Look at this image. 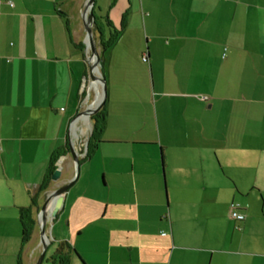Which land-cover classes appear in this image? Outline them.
<instances>
[{
  "label": "crops",
  "instance_id": "obj_1",
  "mask_svg": "<svg viewBox=\"0 0 264 264\" xmlns=\"http://www.w3.org/2000/svg\"><path fill=\"white\" fill-rule=\"evenodd\" d=\"M86 1L0 0V264L36 262L35 226L23 243L20 220L73 177L68 138L79 166L117 145L102 189L114 174L130 190L109 188L98 213L74 214L69 188L45 264L61 244L68 264H264V0H95L106 96L88 157L92 124L80 144L85 117L73 122L86 87ZM103 7L112 18L96 14ZM148 114L161 120L165 195L157 156L136 153L157 143L134 138Z\"/></svg>",
  "mask_w": 264,
  "mask_h": 264
},
{
  "label": "rangeland",
  "instance_id": "obj_2",
  "mask_svg": "<svg viewBox=\"0 0 264 264\" xmlns=\"http://www.w3.org/2000/svg\"><path fill=\"white\" fill-rule=\"evenodd\" d=\"M98 9L94 10L96 11V14L98 16H108V12L110 13V18H112L111 14H112V9L108 11V9L106 7H103L100 11H97ZM108 11V12H107ZM132 26V25H131ZM103 28H105L104 26H102ZM130 28H133L130 27ZM96 32L95 30L93 29V39L96 43ZM82 43L84 44V41H82ZM98 50V48H97ZM96 50V51H97ZM99 54V53H98ZM89 56L90 55V52L87 50V54L86 56ZM87 63V62H86ZM88 66V65H87ZM98 70H99V77H103L101 71H100V65L98 66ZM85 76H88V67L86 68V65H85ZM90 84V81H88V78L86 80V87L84 86V89L83 90V95H82V98H81V107H80V112L84 111L87 107L86 103H91L92 100H94L95 96L97 97L98 95V92H96L95 94L93 92L90 91V99L87 100V102L85 103V100H86V96H87V90H88V86ZM90 87V86H89ZM99 88V92L102 93V89H101V85L98 86ZM90 90V89H89ZM95 95V96H94ZM149 102V100H148ZM87 103V104H88ZM147 104H150V106L154 105V98L153 100H151L149 103H147V100H146V105ZM155 117H151L148 115L144 116V120L148 125L147 127L144 129V132L140 135L137 134V136H135V140H144V141H148V142H157L156 145H151V146H136L137 147V151L136 153L143 158L144 155L146 154H149L151 151L154 152L155 156H157V165L159 166L160 168V178H161V183H162V187H163V172H162V168H161V162H160V152H159V146H158V140H159V131H161V120L158 121V124H157V120L156 118L154 119ZM85 120V119H84ZM82 120L80 121L78 124H77V128H79V132H78V140H80V144H82L83 142H85L90 134V129H91V120H90V117L89 119H86L85 121ZM152 122V124H151ZM72 134V132H71ZM137 143V142H136ZM118 152H121V149L118 148L117 145L115 144H105L102 148V150H100L95 156H93L94 158L92 159L91 163L89 164V162H87L85 165H80L79 166V173H78V177H77V180L75 182V184H73L71 187H70V191H71V195L70 196H75V202L76 204L74 205V214L76 213H79V211H85L87 208H92V206H94L95 208V211L98 213L97 209H99V207L103 208V205L101 204L102 202H107V200L109 199V197H111L112 195H108V191H109V188L111 190V192L115 191L116 188L114 187H117L119 185L121 186H126L128 188V190H130V181L129 180H126L125 183L124 181L122 182L119 177L116 179V176H114V174L112 175H109L107 174L106 175V182L107 183H104L106 185V188L105 189H102V181H104L103 179V176H102V170L103 168H108L109 166L110 167H113V165L115 164V160L114 158L117 157V154H119ZM139 158V157H138ZM128 159V158H127ZM142 161H145V160H139V162H142ZM130 162V160H126V164H128ZM106 166V167H105ZM138 180V179H137ZM60 181V179L58 180ZM145 181V182H144ZM92 182V185L93 187L95 188H91L90 189V185L89 183ZM142 182L144 185H146L148 183V180L147 179H142ZM141 182V183H142ZM140 183V182H139ZM62 185L61 183H58L55 188H57V186H60ZM136 186H138V183L136 184ZM85 190V191H83ZM94 191V195H92V192ZM79 194V193H86V194H89V195H76V194ZM75 194V195H74ZM129 194V193H127ZM162 195H165V190H164V187L162 188ZM250 195H259V194H255L252 193ZM42 201H40V205L42 204L41 203ZM39 205V206H40ZM91 211V210H90ZM261 213L262 211L260 210V207L257 206L255 208V214L257 218H260L261 216ZM83 216H84V213H83ZM37 220V214L35 215V218L33 221H35V229L32 233L33 235V238H32V241L30 243V245L28 246L29 248L34 246L35 244H38V239H39V230H38V222L36 221ZM47 224H46V235L49 239V231H50V238L53 239L54 235L53 234H56V231H57V227L53 230L54 226L56 224H53L52 222H49V221H46ZM72 222H73V217H72ZM71 222V223H72ZM52 241V240H51ZM64 244H61V247H62V250L64 251V253L66 252V246H62ZM40 246H37L35 247V252H34V260H32L33 262H35V260L38 258V255L40 253ZM47 248V251L45 253V260H43V263L42 264H45V261L49 259V257L52 255V252H53V247H46ZM68 256V255H67ZM27 264V263H25Z\"/></svg>",
  "mask_w": 264,
  "mask_h": 264
},
{
  "label": "water",
  "instance_id": "obj_3",
  "mask_svg": "<svg viewBox=\"0 0 264 264\" xmlns=\"http://www.w3.org/2000/svg\"><path fill=\"white\" fill-rule=\"evenodd\" d=\"M94 3L95 0H87L85 2L84 8L82 10V25H83V29H84V33H85V50L87 52V50L90 52V55L86 57L87 60V67H88V76L84 77V81L86 83V80L88 78L89 81V76H90V69H91V65L89 64V60H92V64L95 68H98V66L100 65L99 63H101V57L98 54L97 50V45L94 41L93 37V29L96 31L97 29V25L95 24V19H94V15H93V8H94ZM98 82L101 85V91L102 94L100 96V99L98 101V103H96V106L93 109L90 108H86L84 111L79 112L76 116H74L75 118L73 119V122L86 117L87 119H89L90 116L98 113L102 108H103V103L105 102V96H106V85H105V79L102 77H98ZM87 97V96H86ZM69 134V132H68ZM70 138H68V148H69V153H70V157H72L73 160V165H74V175L73 177L68 180L66 183L60 185L59 187H57L56 189H54L53 191H50L49 193L45 194V197L42 201V204L36 208L37 211V222H38V230H39V248H40V254L37 258V260H35L36 262L34 264H41L46 250L48 247V237L46 235V221H53V219L56 217V214L58 213V211L60 210V208H62L63 206V200H64V195L67 192V190L73 185V182L76 181L77 177H78V173H79V159H78V155L75 154L72 145L70 143ZM62 166H61V162L59 161L56 164V168L53 171V173L51 174V181L55 182L58 181L59 179H61L62 177ZM50 209V216L47 219V214L48 211Z\"/></svg>",
  "mask_w": 264,
  "mask_h": 264
},
{
  "label": "trees",
  "instance_id": "obj_4",
  "mask_svg": "<svg viewBox=\"0 0 264 264\" xmlns=\"http://www.w3.org/2000/svg\"><path fill=\"white\" fill-rule=\"evenodd\" d=\"M96 30H98V29H96ZM101 61H102V59H101ZM103 117H104V114H103L102 110H100L98 113L90 116V120L92 122V131H91V135L89 138V142L87 143L88 146H87V152L85 153V157L90 156V153L96 148L94 143L100 142L98 140V134H99V130L102 128L103 123H104ZM91 142L93 144H90ZM54 170L55 169L52 168V171H54ZM52 173L53 172H49L48 176H50ZM33 220L34 219L31 217V214L27 213V211L21 217L20 221H21V225H22V233L21 234H22L23 243H27L31 237L30 234L32 233V230L35 226V221H33ZM43 260H45V256H44ZM43 260L41 261L42 263H43ZM46 261H49V260H46ZM46 261H45V263H47ZM67 261H68L67 254L60 252L56 255L55 258H51V261L48 264H68Z\"/></svg>",
  "mask_w": 264,
  "mask_h": 264
},
{
  "label": "bare ground",
  "instance_id": "obj_5",
  "mask_svg": "<svg viewBox=\"0 0 264 264\" xmlns=\"http://www.w3.org/2000/svg\"><path fill=\"white\" fill-rule=\"evenodd\" d=\"M89 64L91 65V69H90V76H89V81H90V84H89V86L90 85H92V87H91V92H93L94 94L96 93V92H98V95H97V97L95 96V98H94V100H92L91 101V103H88L87 102V100H89V95H90V91H88L89 90V86H88V93H87V97H86V102L88 103H86V105H87V107L86 108H90V109H93L95 106H96V103H98V101H99V99H100V96H101V92H99V88H98V86L100 85L99 84V82H98V77H99V70H98V68H95L94 66H93V64H92V60H89ZM85 120H86V117L84 118ZM84 120V121H85ZM74 128V127H73ZM73 135V134H72ZM76 138H78V137H76ZM50 209L51 208H49V211H48V214H47V216L49 215L50 216Z\"/></svg>",
  "mask_w": 264,
  "mask_h": 264
},
{
  "label": "built area",
  "instance_id": "obj_6",
  "mask_svg": "<svg viewBox=\"0 0 264 264\" xmlns=\"http://www.w3.org/2000/svg\"><path fill=\"white\" fill-rule=\"evenodd\" d=\"M146 58L143 57V61H145ZM231 219L235 220V221H243L244 220V217L242 213H240L238 210H237V207L235 205H231L230 207V212H229V215Z\"/></svg>",
  "mask_w": 264,
  "mask_h": 264
}]
</instances>
